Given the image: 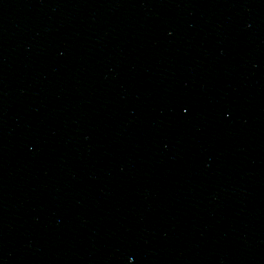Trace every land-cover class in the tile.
I'll use <instances>...</instances> for the list:
<instances>
[{"label": "water", "instance_id": "95a60500", "mask_svg": "<svg viewBox=\"0 0 264 264\" xmlns=\"http://www.w3.org/2000/svg\"><path fill=\"white\" fill-rule=\"evenodd\" d=\"M180 0H0V55Z\"/></svg>", "mask_w": 264, "mask_h": 264}]
</instances>
